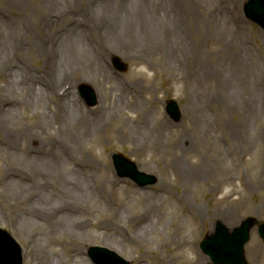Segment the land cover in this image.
Here are the masks:
<instances>
[{"label": "rangeland", "instance_id": "rangeland-1", "mask_svg": "<svg viewBox=\"0 0 264 264\" xmlns=\"http://www.w3.org/2000/svg\"><path fill=\"white\" fill-rule=\"evenodd\" d=\"M108 1L0 0V229L22 246L24 264H97V247L110 253L102 264H185L198 254L214 264L201 244L217 222L232 232L253 217L246 259L264 264V29L245 15L247 0ZM117 2L139 19L165 20L164 41L144 42L142 57L135 39L115 41ZM179 16L176 30L170 20ZM104 69L114 76L107 86L96 76ZM90 87L93 105L80 92ZM75 105L90 117L100 105L109 116L75 140ZM117 153L156 181L119 175ZM75 169L89 181L86 198L64 181ZM68 207L88 232L82 240L57 222ZM145 213L154 233L130 240Z\"/></svg>", "mask_w": 264, "mask_h": 264}, {"label": "bare ground", "instance_id": "bare-ground-1", "mask_svg": "<svg viewBox=\"0 0 264 264\" xmlns=\"http://www.w3.org/2000/svg\"><path fill=\"white\" fill-rule=\"evenodd\" d=\"M110 3H112V2L109 0L108 4H110ZM107 6H106V8L111 10V6L110 5H107ZM115 8H116V12H118V11L120 12V10L122 9V11H121L122 16L119 15L118 17H116V18L120 17V19L117 21L118 24L115 26L117 28H114L111 30V36L115 39V41L117 40L120 43L121 41L127 42V39H135L136 41L133 44L136 48L135 51L137 53H139L140 57H142L144 55V49L142 47V44L144 42H146L147 44L152 43L153 45H157V43L164 41V39H162V36L164 35L163 34L164 33L163 28H165L166 25L165 26H162V25L165 22V20H161L160 18H156L155 16H149L150 17L149 19L145 16H143V17L140 16V19H139L138 12H136L134 10L130 11L128 9L124 10L125 8H123V6L119 2H117V5L115 6ZM133 8H136V6H134ZM138 11L141 14L142 8L138 7ZM170 21H171L173 27L176 30H179L178 28L181 25V17L180 16L176 17L174 19H171ZM224 26H225V28L230 27V25L228 23H225ZM166 30L167 29H165V31ZM174 32L178 34V31H174ZM165 41L167 42L166 38H165ZM171 45H173V47H176V51H177V48L178 49L180 48V45L178 44V41H176V40H175L174 44L171 43ZM8 54L9 53L4 54L5 56L2 55V57H4V58L8 57ZM125 56H133V54L130 52L124 51V58H125ZM137 56H138V54H137ZM96 76L101 81L102 86H107L108 81L114 77L113 75L109 74L107 69H104L101 74H97ZM61 77L64 78V73L62 74ZM100 93H101V91H100ZM109 111H111V110H109ZM107 112H108V110L105 107L98 105L97 110H95L93 115L90 117L87 115L86 111L83 108H81L78 105L77 106L75 105L74 118L72 119V122L74 121V125H75L74 126L75 140L79 139V137H81V134H87V133L90 134L91 133L90 131H96V132L99 131V129H101L102 125L105 124L106 115L108 114ZM107 116H109V115H107ZM138 118L129 117V121L139 122V121H137ZM142 120H144L142 122V124L147 123L146 117H141L140 123ZM165 123H166V121H165ZM229 129H233V125H229ZM70 130H71V128H70ZM133 136L135 137L137 135H133ZM139 136H143V132L140 133ZM55 154H56V152L50 151V155L52 157H54ZM180 168L183 171L186 170L183 167H180ZM47 169L49 170V167ZM45 171H39V173L41 174V177H40L41 179L39 178V180H38V186L40 188L47 186V180H46L47 170H45ZM71 173L73 175V178L69 179V180L66 179L64 181L67 182V185L73 186L77 192H81L80 195H82L85 198L88 197L87 194L89 193V189L91 190V188L89 187L90 184H89V181L87 180V178L82 177V175H79V170H77V169L73 170ZM39 198H40L39 199L40 200L39 205L43 208V211H41V213H43V215H47L49 203L47 205H45L46 202H45L44 196L42 198V195H41V197H39ZM72 215H73V213H71L70 207L65 208L63 218L57 222H60L63 224L62 230H63L64 234H69L71 232L72 233L71 236H73L75 239L82 240L83 237H81V236H85L84 233H88V232L84 231L85 227L83 226V221L77 217L74 218ZM142 217L146 218L147 217L146 213L144 214V216H139V220H140L139 226L140 227H138V226L136 227L138 229L139 233L138 232L136 233L134 231L131 232L130 237H128L130 240H136V241L141 240V242H143L144 239L149 238L150 234L154 233L155 229L153 228L152 225H150L151 223L148 224V222H150L151 220H149V219L146 220ZM107 224H110V223H107ZM115 225H117L116 222H115ZM117 226H119V225H117ZM106 229H107V226H106ZM100 234H105V233H103V231H102V232H100ZM105 235L109 236L107 234H105ZM92 236H96V235L93 234ZM78 237H80L81 239H78ZM128 238L126 240L124 237L121 236L120 238L118 237L117 239H115V241L121 247H125L126 242L129 241ZM106 239H109V238L107 237ZM116 243H114V244L108 243V244H106V246L111 248L113 251L114 250L119 251L120 248L117 247ZM187 245H189V244H187ZM181 247L183 248L186 246L183 244V245H181ZM77 252L80 253L79 251H77ZM203 258H204L203 256H200L198 254L195 260H189V261L185 262V264H206V263H204L205 259H203ZM81 261H83V260H81ZM140 261L141 260L138 259V264H141ZM57 264H59V263H57Z\"/></svg>", "mask_w": 264, "mask_h": 264}, {"label": "water", "instance_id": "water-1", "mask_svg": "<svg viewBox=\"0 0 264 264\" xmlns=\"http://www.w3.org/2000/svg\"><path fill=\"white\" fill-rule=\"evenodd\" d=\"M247 15L264 28V0H249L246 5ZM83 94L89 102L95 103L94 95L90 89L83 88ZM86 92V93H85ZM169 110L178 116L176 104L170 105ZM116 167L122 176H130L141 185L154 183L156 178L138 170L134 162L121 155L115 156ZM255 220L250 218L243 222L240 228L230 234L228 229L219 224L215 237L207 239L202 247L212 255L217 264H247L244 247L250 238V230ZM260 234L264 238V223L260 226ZM99 252H107L97 249ZM108 253V252H107ZM0 264H23L22 249L8 232L0 229ZM123 264H128L127 262Z\"/></svg>", "mask_w": 264, "mask_h": 264}]
</instances>
